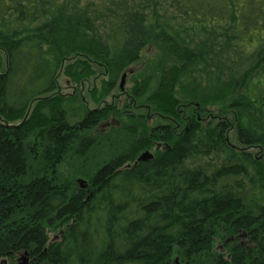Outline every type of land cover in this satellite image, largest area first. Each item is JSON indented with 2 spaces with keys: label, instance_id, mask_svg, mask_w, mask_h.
<instances>
[{
  "label": "trees",
  "instance_id": "trees-1",
  "mask_svg": "<svg viewBox=\"0 0 264 264\" xmlns=\"http://www.w3.org/2000/svg\"><path fill=\"white\" fill-rule=\"evenodd\" d=\"M253 47L264 0H0V264H264Z\"/></svg>",
  "mask_w": 264,
  "mask_h": 264
},
{
  "label": "rangeland",
  "instance_id": "rangeland-1",
  "mask_svg": "<svg viewBox=\"0 0 264 264\" xmlns=\"http://www.w3.org/2000/svg\"><path fill=\"white\" fill-rule=\"evenodd\" d=\"M245 51L247 52V55L252 57L250 61L246 64V66H249L250 68L255 64L256 60L259 61V67L257 69H253L252 70L253 73L257 72V70H260L261 66L264 67V48L260 50V48L253 47ZM158 56H159V52L155 46H149L148 48H145L143 52L141 53V59L135 64L131 65L130 72L122 73L120 75L117 85H116V89L110 95L118 94L119 90H121L119 89V84H120V80L123 74L126 75L123 90H128L132 85L131 81L133 80V78L140 81L143 76L147 75L148 73H153L154 68H155L154 64H157L156 61L158 60ZM64 81H65L64 77H61L59 79L60 85H63ZM109 99H110L109 97L106 98V100H109ZM88 102H89V107L92 108L94 106L93 103L90 100ZM157 122H160V121H157ZM154 123H155V120L150 121L149 126H152ZM110 126H117V123L114 121H111V123H107L102 128L107 129ZM78 179H81V178H78ZM240 242L242 243V240ZM218 251L224 252V249L219 248ZM8 264L10 263L8 262ZM176 264H178V261Z\"/></svg>",
  "mask_w": 264,
  "mask_h": 264
},
{
  "label": "water",
  "instance_id": "water-1",
  "mask_svg": "<svg viewBox=\"0 0 264 264\" xmlns=\"http://www.w3.org/2000/svg\"><path fill=\"white\" fill-rule=\"evenodd\" d=\"M125 78H126V75L123 74L122 77H121V80H120V84H119V88L121 90L124 89V84H125ZM152 158V155L151 153H149L148 151L144 152L139 158H138V161H147V160H150ZM78 185L81 187V188H84L86 187V184L83 180L79 179L78 180ZM175 263H177V259L175 260ZM2 264H6L5 261H3ZM25 264V263H24ZM168 264V263H167Z\"/></svg>",
  "mask_w": 264,
  "mask_h": 264
}]
</instances>
